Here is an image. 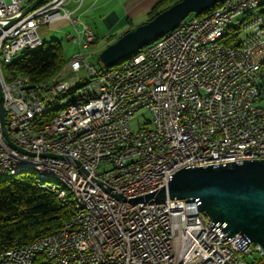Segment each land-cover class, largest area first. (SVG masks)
<instances>
[{
  "label": "built area",
  "instance_id": "1",
  "mask_svg": "<svg viewBox=\"0 0 264 264\" xmlns=\"http://www.w3.org/2000/svg\"><path fill=\"white\" fill-rule=\"evenodd\" d=\"M32 1L0 0V57L26 50L42 40L40 28L61 23L75 29L74 36L66 37L78 52L55 84L28 86L26 81L16 82L11 71L14 89L4 90L6 126L11 140L35 155L14 149L0 125L5 147L0 170L34 162L46 171L64 173L77 184L82 198L92 202L95 216L91 235L83 230L81 239H73L79 221L74 218L70 226L54 232L61 233L60 241L51 242V233L0 251V264H6V258H14V264H33L37 251L51 254L60 264H101L102 259H109V264H264L249 261L259 248L248 237L228 236L197 200L131 201L167 185L172 172L185 167L264 159V151H255L249 143L253 154L233 152V144L244 135L264 139V107H255V99L264 98V81L248 82L254 61L264 56V0H221L208 13L185 19L169 32V39L143 50L141 57L110 67L108 75H101V68L89 59L88 47L96 39L93 27L67 8L68 3L83 0H45L4 29ZM232 19H242L240 40L232 36L227 44L206 46L193 54V43L213 39ZM193 61H200L199 73H190ZM72 81H81V88L65 99L81 100V111L61 107L62 118L36 119L37 109L53 101V92ZM148 96L158 97L159 106L170 103L166 122L173 123L174 138L165 139V126H155L158 106H147ZM179 104H188V115H180ZM122 106H129L128 115H121ZM142 109L150 117L133 129L132 121ZM28 117H35V127H27ZM186 121L205 129V136L188 132ZM26 130L55 133V143L26 139ZM101 139H108L109 147H102ZM71 146L84 148V155H72ZM97 161H104L106 173L118 169L123 189L97 177ZM134 164H141L140 174H133ZM65 235H72V247H65Z\"/></svg>",
  "mask_w": 264,
  "mask_h": 264
},
{
  "label": "water",
  "instance_id": "2",
  "mask_svg": "<svg viewBox=\"0 0 264 264\" xmlns=\"http://www.w3.org/2000/svg\"><path fill=\"white\" fill-rule=\"evenodd\" d=\"M45 0H34L16 18L10 20L9 28L22 17L35 10ZM221 0H179L152 19L124 33L100 54L105 67H113L145 46L175 30L190 14H202ZM2 31L0 30V34ZM0 125L5 140L24 154L34 153L17 146L10 138L6 126L4 90L0 78ZM43 157L61 158L54 153H42ZM80 165L79 161H76ZM87 173V171L85 170ZM105 191L111 188L97 181ZM117 199L125 198L113 194ZM193 199L213 224L233 237L236 234L248 237L264 257V159L228 162L223 165L185 167L178 170L167 185L159 190L131 199L134 203L164 201L166 199Z\"/></svg>",
  "mask_w": 264,
  "mask_h": 264
},
{
  "label": "bare ground",
  "instance_id": "3",
  "mask_svg": "<svg viewBox=\"0 0 264 264\" xmlns=\"http://www.w3.org/2000/svg\"><path fill=\"white\" fill-rule=\"evenodd\" d=\"M204 14V13H202ZM202 14H198L195 16H200ZM181 24L178 26L180 27ZM177 27V28H178ZM242 29V19H232L226 26L223 28L221 33H218L213 39H203V41H198L197 43H193V54H200L204 51L206 46H220L222 44H227L231 38V33L234 29ZM161 39H169V33L165 36L161 37L157 41L145 46L143 49L137 51L133 55L127 57L126 59L119 62L117 65H125L129 63V61H134L135 58H139L143 55V50H150L157 42ZM93 45V44H91ZM44 46L43 41L41 40L38 43H34L32 45H27L26 50H19L17 54L11 55L5 59V57H0V78L3 83V90L14 89V80L13 77L9 78V81L6 82L4 79L3 69L12 64V58L17 56L21 51H29L40 48ZM88 47V53H89ZM72 61V58L66 62L64 67L58 72L53 78L47 81H43L40 83H31L29 76L19 75L15 76L16 82L26 81L28 86H43L45 84H55L56 80L59 79L62 74H64L66 67H68L69 63ZM264 62V56H258L257 60L254 61L255 72H250L248 75V82H263L264 81V73L262 72ZM200 61L191 62L190 73H199ZM110 72V67H106L101 69V75H108ZM81 88V81H72L70 82V86H66V88H59L57 91L53 92V101L46 102L43 104L41 109H37L36 111V119H48L51 116L54 118H62L63 110L61 107H64V110L81 111L82 101L81 100H67L65 97L67 93H77ZM264 98H256L255 99V107H264L261 103ZM147 106L149 107H157L156 111V119L155 126L156 127H164V137L165 139L174 138V128L172 122H166V114H169L170 111V103L162 102L159 106V99L156 96H148L147 97ZM180 115H188V104H179ZM129 114V106H122L121 115ZM27 127H35V117H28L27 119ZM185 129L188 130L191 134H195V136H205V129H199L197 124L194 121H186ZM26 139H34L37 141H41L44 145H52L55 143V133H37L34 130H26ZM255 145V151H264V139H258L256 135H244L243 139H237V143L233 144V152H240L243 154H253V147L249 146ZM102 147H109L108 139H101ZM71 154L72 155H84V148L78 146H71ZM0 155H5V147L2 143V139L0 137ZM247 159H240V163ZM217 166V165H216ZM26 170H33L37 174V182L40 187L48 186L51 188H45L53 192V190L58 194L61 200H64L68 193L72 194L74 207L76 210V218H79L77 222V228L73 230V239H81L84 235H91L93 232V220L92 217L95 216V208L92 205V202L89 200H84L81 196V192L78 189L77 184H73L72 180L64 173H55L46 171L43 168L41 163L34 162H24L19 163L18 165H8L2 170H0V179L5 178L6 176H14L25 172ZM133 174H140L141 172V164L132 165ZM176 172H172L170 175V179ZM97 177H104V181L113 182V186L115 189H123V182L121 178H118V169H110L109 173H106V168L104 167V161H97L96 168ZM67 226H70L67 225ZM61 240V233H53L51 235V242H58ZM65 247H72V235H65ZM43 255L51 264H60V260L51 259V254L45 253V251H37V256ZM6 264H14V258H6ZM64 264H72V263H64ZM101 264H109V259H102Z\"/></svg>",
  "mask_w": 264,
  "mask_h": 264
},
{
  "label": "trees",
  "instance_id": "4",
  "mask_svg": "<svg viewBox=\"0 0 264 264\" xmlns=\"http://www.w3.org/2000/svg\"><path fill=\"white\" fill-rule=\"evenodd\" d=\"M177 1L179 0L160 1L150 13L149 20ZM211 10L212 8L207 13ZM232 36L235 41L240 40V29H234L226 43L230 42ZM66 61L68 60L61 44L54 41L46 43L40 48L25 51L22 58L5 67L4 79L8 82L13 77V70L15 76H29L31 83L47 81L60 72ZM99 68L106 67L100 63ZM262 68L264 69V62ZM36 176L35 171L26 170L0 179V251L28 245L37 238L71 225V221L76 218L72 194L68 193L61 200L56 192L40 187ZM263 261L264 258L260 260ZM33 264L51 263L43 255H39Z\"/></svg>",
  "mask_w": 264,
  "mask_h": 264
},
{
  "label": "rangeland",
  "instance_id": "5",
  "mask_svg": "<svg viewBox=\"0 0 264 264\" xmlns=\"http://www.w3.org/2000/svg\"><path fill=\"white\" fill-rule=\"evenodd\" d=\"M194 15L195 14L192 13L189 15L188 18ZM91 23L95 27L93 18L91 20ZM139 23L140 22L138 20H134L132 23H129L125 20V22H122L119 26L112 29L110 26H108V22L107 20H105V18L100 20V22H98L99 27L101 29L102 27H104L105 29H103L102 32H100L99 40L95 41L96 45L95 44L94 46L91 45L92 47L90 46L89 48L88 54H90L89 59L91 63L95 64V66L99 68L100 63H101L100 61L101 52L106 47H108L112 41H116V39H119V37H121L124 33H126L124 32V31H127L126 29H129V28L134 29L137 26H139ZM67 34H71L72 36L75 35V29L73 28L72 25L68 23H61L59 25L50 26V27L43 26L39 30V35L41 36L44 44L46 43L48 44L53 41L58 42L59 44L63 46L65 58L67 60H70L72 56L78 52V48L75 44H73L67 39L66 37ZM23 55H24V52L21 51L17 56L12 58V63L22 58ZM3 71L4 73H6V68H4ZM261 104L264 106V100L262 101ZM149 117L150 116L148 112L144 109L137 112L136 118L132 121L133 129H136L139 124L143 123L146 119H149ZM262 258L263 256L261 255V253L259 251H256L249 257V261H254V260L260 261Z\"/></svg>",
  "mask_w": 264,
  "mask_h": 264
},
{
  "label": "crops",
  "instance_id": "6",
  "mask_svg": "<svg viewBox=\"0 0 264 264\" xmlns=\"http://www.w3.org/2000/svg\"><path fill=\"white\" fill-rule=\"evenodd\" d=\"M160 1L162 0H83L80 4L70 2L67 4V8L74 17H79L94 28L96 41L100 38V32L105 29L104 27L101 29L98 25V22L103 18L107 20L108 26L112 29L125 20L129 23L138 20L140 25L149 20L150 13ZM92 18L95 27L91 23ZM126 30H130V28ZM94 44L96 45V43Z\"/></svg>",
  "mask_w": 264,
  "mask_h": 264
}]
</instances>
